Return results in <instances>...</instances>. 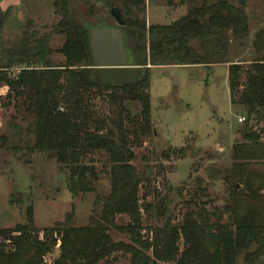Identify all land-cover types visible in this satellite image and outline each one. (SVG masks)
I'll list each match as a JSON object with an SVG mask.
<instances>
[{
    "label": "trees",
    "instance_id": "16d2710c",
    "mask_svg": "<svg viewBox=\"0 0 264 264\" xmlns=\"http://www.w3.org/2000/svg\"><path fill=\"white\" fill-rule=\"evenodd\" d=\"M145 1L54 0L58 19L51 30L63 37L54 51L49 34L36 30H24L22 38L8 46L0 40V87H6L7 106L13 105L20 118H10L0 147L45 154L67 170L75 197L93 192L100 178L94 154H104L109 165V194L97 201L99 215L75 226L68 213L61 223L39 229L29 206L24 223L0 228V264H114L115 254L126 257L128 264H238L239 257L241 264H264V129L256 131L251 123L264 121V27L251 40L254 59L235 63L228 58L232 40L239 43L249 36L242 6L229 0H178L187 9L184 16L165 25H147ZM74 3L84 6L85 18L77 16ZM98 3L106 15L97 12ZM109 5L125 21L121 29L128 64L143 70L132 83L103 78L92 61L90 28L116 26ZM7 17L0 10V36ZM53 53L63 61L54 62ZM223 63L228 64L230 103L244 107L246 117L240 141L231 147L233 163L224 177L228 192L222 211L208 214L206 202L196 195L187 204L197 210L187 211L176 224L167 218L144 237L139 198L144 177L132 161L133 148L153 134L149 71ZM96 98L114 107L109 116L94 111ZM200 191L207 196L204 188ZM143 209L154 212L156 220L166 212L162 201L147 202ZM117 216H126L128 222L117 225ZM112 229L126 235L128 243L113 240Z\"/></svg>",
    "mask_w": 264,
    "mask_h": 264
},
{
    "label": "rangeland",
    "instance_id": "374dc122",
    "mask_svg": "<svg viewBox=\"0 0 264 264\" xmlns=\"http://www.w3.org/2000/svg\"><path fill=\"white\" fill-rule=\"evenodd\" d=\"M53 1L0 0V10L8 14L1 30L2 43L8 46L19 41L24 30H36L39 35L49 34L48 45L53 51L61 47L63 37L54 35L51 30L58 19ZM229 2L237 5L238 0ZM245 3L242 8L248 17L249 36L239 43L232 40L228 58L249 63L255 56L251 40L255 32L264 27V0H245ZM177 4V0H146V24L149 21L165 25L178 19L183 11H174ZM73 8L77 16L86 17L82 4L74 3ZM97 12L106 15L102 3H98ZM186 13L185 8L183 14ZM27 21H31V25L26 26ZM51 58L54 62L63 61L60 54L53 53ZM227 68L226 64L213 67L173 65L152 67L149 71L153 134L142 138V145L133 148L132 161L136 171L144 177L139 191L144 237L150 236L149 229L161 225L167 218L176 224L187 211L197 210L194 204H187L196 195L206 202L204 210L208 214L222 211L228 192L224 177L233 163L231 147L240 141L245 125L244 120L239 123L237 119L246 117L244 107L230 103ZM11 71L16 73L15 69ZM6 94V87H0V135L8 132L7 123L16 116L13 105L7 106ZM93 107L100 116H109L114 108L103 98L94 99ZM16 120L20 122L19 116ZM251 123L254 127L257 125L256 131L264 129V121ZM93 160L100 177L95 189L75 197L68 188L67 170L59 169L54 160L38 152H15L0 147V228L24 223L29 206L33 224L39 229L61 223L68 213L73 216V225L87 224L90 216H97L101 211L97 201L109 194L108 161L104 154H94ZM200 188L206 190L207 196H203ZM200 200L196 202L199 206ZM156 201H162L166 208L160 220H156L154 212L143 209L145 203ZM210 216L214 220L215 216ZM225 219L224 215L222 221ZM127 222L126 216L116 217L117 225ZM110 236L115 241L128 243L129 240L114 229ZM253 249L254 246L250 250ZM115 255L114 264H128L126 257ZM241 262L242 257H239L238 264Z\"/></svg>",
    "mask_w": 264,
    "mask_h": 264
},
{
    "label": "water",
    "instance_id": "95a60500",
    "mask_svg": "<svg viewBox=\"0 0 264 264\" xmlns=\"http://www.w3.org/2000/svg\"><path fill=\"white\" fill-rule=\"evenodd\" d=\"M245 0H238L237 5L244 6ZM108 12L116 23L115 27H92L89 31L92 61L100 75L107 80L132 83L140 79L141 67L128 64V54L124 44L125 24L121 12L109 5Z\"/></svg>",
    "mask_w": 264,
    "mask_h": 264
},
{
    "label": "crops",
    "instance_id": "0c3cea01",
    "mask_svg": "<svg viewBox=\"0 0 264 264\" xmlns=\"http://www.w3.org/2000/svg\"><path fill=\"white\" fill-rule=\"evenodd\" d=\"M177 3H178V4H177L178 7H177L176 9H174V11L177 10V9H179L181 12L183 11V12H182V16H184L185 14H183V13H185V6L180 5L179 2H178V0H177ZM173 6H174V5H173ZM175 6H176V5H175ZM182 16H180V17H182ZM180 17H179V18H180ZM173 20H175V19H173ZM147 22H148L147 25H149L150 22H149V21H147ZM156 24H157V23H156ZM156 24H150V25H156ZM235 63H237V62H235ZM223 64H226V63H223ZM223 64H215V65H211L210 67H213V66H216V65H223ZM226 65H227V67H228V64H226Z\"/></svg>",
    "mask_w": 264,
    "mask_h": 264
},
{
    "label": "built area",
    "instance_id": "2783aa9c",
    "mask_svg": "<svg viewBox=\"0 0 264 264\" xmlns=\"http://www.w3.org/2000/svg\"><path fill=\"white\" fill-rule=\"evenodd\" d=\"M244 120V117H239L238 119H237V122H239V123H241V121H243Z\"/></svg>",
    "mask_w": 264,
    "mask_h": 264
}]
</instances>
